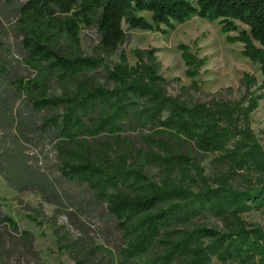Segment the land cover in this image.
Instances as JSON below:
<instances>
[{
	"label": "trees",
	"instance_id": "trees-1",
	"mask_svg": "<svg viewBox=\"0 0 264 264\" xmlns=\"http://www.w3.org/2000/svg\"><path fill=\"white\" fill-rule=\"evenodd\" d=\"M193 17L218 21L226 41L243 44L242 56L259 64L264 75V0H26L18 8L16 28L35 76L10 82L37 111L56 112L38 127L59 141L61 175L84 186L88 198L66 209L61 192L42 172L48 184L37 188L7 182L20 191H39L67 215L86 214L87 204L102 205L120 235V264H211L214 258L221 264H264V229L244 219L264 209V149L251 125V114L264 98V81L253 96L250 88L258 82L245 73L242 98L190 103L168 93L158 48L135 49L134 65L121 49L128 37L125 25L168 34ZM237 22L248 29L240 30ZM83 27L97 29V55L80 53ZM178 50L192 87L200 90L197 77L208 56L184 43ZM2 52L0 34V82L8 77ZM114 55L118 61H108ZM101 67L109 86L92 81ZM53 81L76 82V87L49 95ZM134 126L152 132L147 139L157 151L149 160L163 169L161 184L122 154H95L85 140L107 135L118 141ZM188 149L215 154L216 176L207 177ZM237 180L245 190L235 189ZM205 213L220 219L224 230L187 227ZM2 224L21 232L0 210Z\"/></svg>",
	"mask_w": 264,
	"mask_h": 264
},
{
	"label": "rangeland",
	"instance_id": "rangeland-1",
	"mask_svg": "<svg viewBox=\"0 0 264 264\" xmlns=\"http://www.w3.org/2000/svg\"><path fill=\"white\" fill-rule=\"evenodd\" d=\"M25 1L7 3L0 0L1 58L7 62L8 68V77L0 82V167H3L2 173L0 171V210L11 216L21 231L16 233L9 226L0 225V264H79L81 261L83 264H120V235L102 205L87 204L86 214L67 215L64 207L45 199L39 191H20L7 182L18 188H37L48 184L44 173L61 192L62 200L68 207L66 209L71 210L72 202H84L88 198L84 186L70 182L61 175L59 141L53 140L38 127L45 115L56 112L52 109L37 111L31 99L18 94L10 82V78L18 76H35L25 63L27 54L22 49V37L16 28L18 8ZM144 15L151 18L148 13ZM237 24L240 30L248 29L240 22ZM124 29L128 37L121 49L127 52L132 65L137 62L133 53L135 49L158 48L162 75L167 80L168 93L174 97L180 96L190 103L213 97L240 99L247 93L243 83L245 73L254 76L258 82L250 88L253 96L261 93L259 87L264 75L260 65L242 56L243 44H229L226 41L227 34L221 32L218 21L193 17L186 23H176L168 34L129 30L126 25ZM237 33L233 32L232 35ZM180 43L189 45L191 51L200 57L208 56L197 77L200 90L192 87L193 81L186 75V67L178 50ZM98 44L97 29L83 27L80 53L97 55ZM107 59L116 62L118 55ZM104 73L101 67L99 73L93 76V83L109 86ZM75 87L76 82L63 84L53 81L49 95H62ZM251 121L264 149V98L259 100L258 108L251 114ZM151 134V130L134 126L120 135L118 141L107 135L94 139L86 137L85 140L95 154H122L129 163L142 168L151 180L161 184L164 171L149 160V155L157 151L147 139ZM187 153L193 162L204 169L207 177L216 176L218 167L215 154H203L193 149H188ZM233 185L239 191L246 189L238 180ZM244 219L264 229V209L252 210L244 215ZM187 227L224 230L222 221L209 213ZM22 232L29 235L25 236ZM148 257H152L151 254ZM211 264L221 263L214 258Z\"/></svg>",
	"mask_w": 264,
	"mask_h": 264
}]
</instances>
